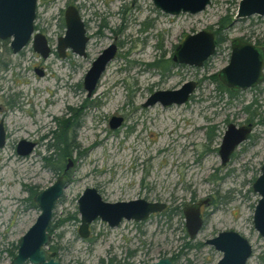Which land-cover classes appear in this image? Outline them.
<instances>
[{
	"label": "rangeland",
	"instance_id": "obj_1",
	"mask_svg": "<svg viewBox=\"0 0 264 264\" xmlns=\"http://www.w3.org/2000/svg\"><path fill=\"white\" fill-rule=\"evenodd\" d=\"M238 2L211 0L198 13L170 15L156 9L151 0L133 4L131 0H38L34 25L46 36L53 53L43 59L29 43L14 54L9 39L0 40L1 59L6 62L0 67V119L7 132L6 143L0 147V264H10L19 238L40 212L30 188L37 192L52 184L60 176L55 169L68 158L70 181L54 208L47 245L61 264H101V259L111 257L118 264H140L182 250L177 264H216L222 253L206 241L228 229L251 243L248 264H264V237L252 222L259 198L252 183L264 163V124L251 122L249 138L226 164L218 153L226 125L247 123L242 105L257 99L264 117V82L229 97L220 96L212 78L228 63L231 39H264V16L237 21L233 16L218 30L219 19L234 15ZM67 5L76 7L87 23L90 39L85 57L68 50L60 58L55 52L58 37L65 31ZM202 29L219 31L226 40L203 66L180 63L170 68L175 46L187 34ZM111 43L116 45L115 56L94 94L87 97L83 76ZM159 59L169 60L166 69L149 64ZM39 66L44 68L42 76L35 72ZM187 81H194L196 88L184 104L143 106L155 91L176 89ZM68 107L76 110L74 118ZM113 115L123 118L116 129L109 126ZM54 118H69L71 126L78 118L80 126L69 130L70 156L45 161L43 156L50 150L40 136L54 128ZM20 139L38 143L32 153L21 156L15 151ZM86 187H97L110 201L144 197L167 208L141 227L124 221L111 228L96 221L89 237L82 238L77 199ZM207 198L212 203L204 209L205 225L189 240L184 236L183 209ZM185 240L192 248H184ZM129 250L135 254L129 256Z\"/></svg>",
	"mask_w": 264,
	"mask_h": 264
},
{
	"label": "water",
	"instance_id": "obj_2",
	"mask_svg": "<svg viewBox=\"0 0 264 264\" xmlns=\"http://www.w3.org/2000/svg\"><path fill=\"white\" fill-rule=\"evenodd\" d=\"M134 3L135 0H131ZM153 6L170 15L180 13L195 14L203 11L211 0H151ZM38 0H0V40L9 39L12 53H17L29 43L33 50L42 58L50 54L46 36L35 31V17ZM264 15V0H239L234 20L250 16ZM65 31L57 41V53L64 57L66 49L78 56H86V47L89 36L86 33L84 22L76 7L69 5L64 10ZM216 35L213 31L202 29L187 34L175 47L173 61L190 66L201 67L216 52ZM230 55L226 65L217 72L218 80L232 91L246 90L264 82V47L235 37L230 40ZM116 45L111 43L104 48L92 61L83 76V88L87 97H90L101 79L107 65L114 58ZM42 74V71H38ZM196 88L194 81L184 82L179 88L157 90L143 103L144 106L159 103L166 107L172 104L187 102ZM121 116H111L112 128L121 124ZM252 131V124L237 126L234 123L227 125L218 153L222 164H226L236 148L248 139ZM5 143V131L0 122V147ZM33 147L24 139L18 141L16 151L20 155L28 154ZM67 178L59 176L46 188L36 192L33 200L40 209L33 224L21 235L18 241L16 254L10 264H61L54 252H49L47 244L50 239L48 227L52 218L55 201L61 195ZM252 190L259 195L254 208L252 222L259 235L264 237V163L260 174L252 183ZM206 201L185 206L183 216L185 229L193 237L201 228L203 219L200 207ZM78 212L80 224L78 233L87 237L88 226L94 219H101L109 226H116L122 219L141 221L150 214L160 212L166 204L158 201H149L144 198H135L125 201L107 202L102 200L94 187H86L78 198ZM214 248L222 253L217 264H245L252 254V245L249 240L235 230L219 231L214 237L207 240ZM147 264H173L168 258H161Z\"/></svg>",
	"mask_w": 264,
	"mask_h": 264
},
{
	"label": "flooded vegetation",
	"instance_id": "obj_3",
	"mask_svg": "<svg viewBox=\"0 0 264 264\" xmlns=\"http://www.w3.org/2000/svg\"><path fill=\"white\" fill-rule=\"evenodd\" d=\"M135 2V1H134ZM37 4H38V2H37ZM131 4H133L132 3V1H131ZM238 5V4H237ZM67 6H69V5H67ZM66 6V7H67ZM65 7V8H66ZM237 9V8H236ZM235 12H236V10H235ZM235 14V13H234ZM234 16V15H233ZM255 16H257V15H255ZM264 16V15H263ZM63 20H64V13H63ZM84 22V21H83ZM65 25V24H64ZM84 26H85V29H86V33H87V23L85 24V22H84ZM35 31H38V28L35 26ZM210 31H213L214 32V34L216 35V43H217V33H216V31L215 30H210ZM38 32H40V31H38ZM88 35V34H87ZM89 36V35H88ZM60 37V36H59ZM58 37V38H59ZM239 38H241V39H243V40H246V41H249V42H251L249 39H245V38H243V37H239ZM89 39H90V36H89ZM58 41V40H57ZM89 41V40H88ZM260 41V43H258L257 41L256 42H252V43H254L255 45H257V46H261V47H264V39L263 40H259ZM48 42V41H47ZM230 43V42H229ZM87 44H88V42H87ZM32 45V44H31ZM49 45V44H48ZM219 44H217V46H218ZM27 46V45H26ZM25 46V47H26ZM50 46V45H49ZM24 47V48H25ZM56 47H57V45H56ZM176 47V46H175ZM23 48V49H24ZM23 49H21L19 52H17V53H21L22 52V50ZM32 49H33V47H32ZM50 49H51V51H50V54L51 53H53V49L51 48V46H50ZM11 50V49H10ZM69 49H66V54H65V56L64 57H61V56H59L58 55V53H57V50H56V48H55V52L57 53V55L60 57V58H65L66 57V55H67V51H68ZM175 50V49H174ZM12 52V51H11ZM72 52V51H71ZM87 52V51H86ZM17 53H14V54H17ZM73 53V52H72ZM49 54V55H50ZM173 54H174V51H173V53L169 56V60H170V68H174V66H179V64L180 63H178V62H175V61H173ZM48 55V56H49ZM230 55V54H229ZM41 56V55H40ZM82 57V56H81ZM47 58V57H46ZM46 58H43V59H46ZM169 60H168V62H169ZM167 61V60H166ZM166 64H167V62H165ZM6 65V63L3 65V66H5ZM167 68V67H166ZM44 68L42 67V66H39V68H36L35 69V72L39 75V76H42L43 74H44V70H43ZM42 71V74H40L38 71ZM216 74V76H217V73H215ZM218 79V78H217ZM262 84V83H261ZM259 86V85H258ZM226 87V86H225ZM257 87V86H256ZM256 87H253V88H256ZM249 89V88H248ZM237 91H242V90H237ZM94 94V93H93ZM92 94V95H93ZM91 95V96H92ZM144 106V105H143ZM149 106V105H148ZM170 106V105H169ZM167 107V106H166ZM75 111L76 110H74L72 107H68V113L71 115V117L75 114ZM73 118H74V116H73ZM79 118V117H78ZM78 118H75L74 120V124L72 125L73 126V130H75V129H77L80 125H79V122H77V120H78ZM111 118V117H110ZM66 120H68V121H66ZM0 122H2V124H3V127H4V131H5V143H6V139H7V132H6V126H5V123H4V120L3 119H0ZM54 123H55V126H54V128H50L49 129V131H46L45 133H43L41 136H40V138H42V139H44V140H46V142H47V147H48V149L50 150V153H49V155L47 156V155H44L43 156V158H44V160L46 161V160H49V158H51V157H55V158H57L58 160L57 161H59V159H62V158H64V156H66L65 158H67L68 156H70V151H69V144L67 145V141H66V143H63V142H61L59 139H57V136L56 135H58L59 133H60V128H59V124H60V126H62V125H65V126H67V127H69L70 126V122H71V120L69 119V118H67V119H64V118H54V121H53ZM122 123V122H121ZM230 123H234V122H229L228 124H230ZM248 123H251V122H248L247 121V123H245V124H240V125H246V124H248ZM227 124V125H228ZM235 124V123H234ZM252 124V123H251ZM121 125V124H120ZM119 125V126H120ZM227 125H226V128H227ZM237 125V124H236ZM109 126H110V119H109ZM119 126H117V127H114V128H112L111 126H110V128L111 129H116V128H118ZM237 126H239V125H237ZM252 128H253V126H252ZM71 129V130H72ZM225 131V130H224ZM224 133V132H223ZM251 134V133H250ZM69 131L68 130H64L63 132H62V137H66V138H69ZM223 135V134H222ZM250 136V135H249ZM249 138V137H248ZM21 140V139H20ZM25 140V139H24ZM26 141H28V142H30V143H33V147H32V149H31V151L28 153V154H26V155H29L30 153H32V151L34 150V148L36 147V145H37V143H38V141H32V140H26ZM246 141V140H245ZM5 143H4V145H5ZM18 143V142H17ZM17 143H16V146H17ZM243 143V142H242ZM241 143V144H242ZM3 145V146H4ZM2 146V147H3ZM16 146H15V151H16ZM238 148V147H237ZM236 148V149H237ZM236 151V150H235ZM234 151V152H235ZM234 152H233V154H234ZM16 153H17V151H16ZM18 155H20L19 153H17ZM64 154H66V155H64ZM232 154V155H233ZM26 155H21V156H26ZM231 155V156H232ZM229 162V161H228ZM61 163V162H60ZM72 166V163H71V160L68 158L67 159V162H65V164H60L59 165V167L57 168V169H55V171L57 172V173H60V176H63V177H66L67 178V182H66V185H65V187L63 188V191H64V189L66 188V186L68 185V181H70L69 179V167H71ZM59 177V176H58ZM95 188V187H94ZM96 190H97V192L99 193V195H100V197L102 198V200H104V201H107V202H116V201H125V200H115V201H110V200H107V199H105L103 196H102V194H101V190H99L97 187L95 188ZM38 191H40V190H38ZM37 191V192H38ZM63 191H62V193H61V195L58 197V199L55 201V204H54V208H55V206H56V204L61 200V197H62V195H63ZM36 193V191L34 192V194ZM34 194H33V196H34ZM82 194V193H81ZM80 194V195H81ZM79 195V196H80ZM79 196H78V198H79ZM138 198H144V197H138ZM259 199V198H258ZM77 201H78V199H77ZM205 203L204 204H202L201 205V207H200V212H201V217H202V219H203V223H202V226H201V228L199 229V231L193 236V237H190L189 236V234H188V232L187 231H185V235L184 236H186L189 240H191V239H193L199 232H200V230H202V228H203V226L205 225V220H206V214H205V208L207 207V206H210L211 205V203H212V200L210 199V198H207V199H205ZM33 202H34V200H33ZM34 205L35 206H37L36 205V203L34 202ZM77 206H78V203H77ZM167 208V206L163 209V210H165ZM162 210V211H163ZM53 211H54V209H53ZM162 211H160V212H162ZM154 214V213H153ZM153 214H150L145 220H141V221H134V220H127V219H122L116 226H113V227H111V226H109L108 225V223H106L105 221H103V220H101V219H99V218H97V219H94L90 224H89V226H88V235H87V237H89V235H90V233H91V228H92V225H93V223L94 222H96V221H101V222H103V223H105V224H107L109 227H111V228H114V227H118V226H120L121 224H122V222H124V221H133V222H135V224H136V226H138V227H141V225L142 224H144V222L146 221V220H148V218L149 217H151V216H153ZM52 217H53V212H52ZM52 219V218H51ZM50 225V224H49ZM184 226H185V224H184ZM79 227V226H78ZM186 230V229H185ZM231 230V229H230ZM222 231V230H221ZM236 231V230H235ZM48 232H49V234H50V236H51V233L52 232H50L49 231V227H48ZM142 233H143V236H144V229L142 230ZM218 233V232H217ZM239 233V232H238ZM79 234V233H78ZM242 235V234H241ZM80 236V235H79ZM243 236V235H242ZM80 237H82V236H80ZM87 237H82V238H87ZM245 237V236H244ZM51 238V237H50ZM49 241H50V239H49ZM49 243V242H48ZM206 243L207 244H209L207 241H206ZM143 244H144V241H143ZM48 245V244H47ZM211 245V244H210ZM192 244L191 243H188L186 240H185V242H184V248L185 249H189V248H192ZM213 246V245H212ZM144 247V246H143ZM214 247V246H213ZM183 248V249H184ZM215 249V248H214ZM216 250V249H215ZM184 252V250H182V253ZM55 253V252H54ZM182 253H180V254H182ZM133 254H135V250H129L128 251V255L129 256H132ZM180 254L179 253H172V254H169V255H162V256H159V257H157V258H155V259H153V260H149V261H146V262H142V263H140V264H147V263H150V262H156V261H158L159 259H161V258H168L173 264H177V261H178V257L180 256ZM252 255H253V247H252V254L250 255V257L247 259V261H246V263L245 264H248V262H249V260H250V258L252 257ZM101 260H103V259H101ZM104 262H109V261H111V264H118V263H114V259L111 257V258H109L108 259V261H105V260H103ZM218 262V261H217ZM120 264V263H119ZM123 264H133V263H129V261H128V263H123ZM217 264V263H216Z\"/></svg>",
	"mask_w": 264,
	"mask_h": 264
},
{
	"label": "trees",
	"instance_id": "obj_4",
	"mask_svg": "<svg viewBox=\"0 0 264 264\" xmlns=\"http://www.w3.org/2000/svg\"><path fill=\"white\" fill-rule=\"evenodd\" d=\"M232 17H233V13H232V15L230 14V15L222 16L219 19V21L217 22V24H216L218 26V30L220 31L221 29H224L226 27L225 25H228V23H230V21H232ZM219 31H216L217 35H218ZM225 40H226V37L224 35H221V36L218 35L217 36V44H220V43L224 42ZM257 42L260 43L259 40H257ZM165 62H167V64H168V60L164 61V60H160L159 59V60H157V61H155L153 63H149V64L153 65V66H156V67L158 66V67H160L161 69L164 70L167 67V64ZM5 63L6 62L1 59V54H0V67H2ZM212 78H213L214 82L217 83V87L219 89L220 96H221L222 93H226L229 97H234L235 95H237L238 92L232 91L229 88L225 87L217 79L216 74H213ZM259 109H260V105L257 104V99H252L249 103H246V104L242 105V110H244L247 113V116H248L247 121L248 122H252L253 123V121H254L256 123L264 124V117L262 116V113L259 112ZM59 128H60V133L58 135H56L57 139H59L63 143H66V141H67V145H68L69 144V138L62 137V132L64 130L65 131L66 130L69 131L72 128V126L71 125L69 127H67L65 125L60 126V124H59ZM64 155H66V154H64ZM30 191H31V194H32V193L35 192V189L34 188H30ZM49 231L52 232L51 228H49ZM101 264H111V261L106 263L103 260H101Z\"/></svg>",
	"mask_w": 264,
	"mask_h": 264
}]
</instances>
